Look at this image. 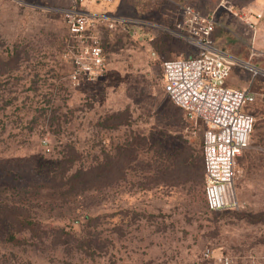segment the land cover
<instances>
[{
  "label": "rangeland",
  "instance_id": "1",
  "mask_svg": "<svg viewBox=\"0 0 264 264\" xmlns=\"http://www.w3.org/2000/svg\"><path fill=\"white\" fill-rule=\"evenodd\" d=\"M96 4L88 11L138 24L101 27L106 71L77 83L74 43L51 10L69 0H0V264H264L262 80L242 66L229 77L255 93L234 181L246 208L212 213L196 185L205 126L164 93L162 68L189 51L166 30L185 4L215 15L222 49L264 69V0Z\"/></svg>",
  "mask_w": 264,
  "mask_h": 264
},
{
  "label": "built area",
  "instance_id": "2",
  "mask_svg": "<svg viewBox=\"0 0 264 264\" xmlns=\"http://www.w3.org/2000/svg\"><path fill=\"white\" fill-rule=\"evenodd\" d=\"M114 0H99L108 5ZM86 0H69V5L54 8L68 27L73 41L71 58L74 82H92L106 71L105 53L99 29L116 26L127 30L138 22L108 17L89 12ZM177 16L167 32L185 44L189 52L163 62V90L167 97L194 123L204 124L203 164L204 197L212 212L239 211L245 205L238 197L234 181L237 161L247 148L254 127V117L245 106L255 101L250 89H240L228 84L235 67H245L252 72V80L260 78L264 85V69L252 66L229 54L215 41L217 26L215 15L202 14L190 5H178ZM261 18V15H257ZM255 23H249L253 28ZM204 257L213 259L207 249ZM222 264H233L230 255L219 257Z\"/></svg>",
  "mask_w": 264,
  "mask_h": 264
},
{
  "label": "trees",
  "instance_id": "3",
  "mask_svg": "<svg viewBox=\"0 0 264 264\" xmlns=\"http://www.w3.org/2000/svg\"><path fill=\"white\" fill-rule=\"evenodd\" d=\"M187 47V46H186ZM188 48V47H187ZM189 50V49H188ZM189 52V51H188ZM187 53H185V54H181V55H186ZM180 55V56H181ZM177 57H179V56H177ZM170 60V59H169ZM264 86V85H263ZM171 101V100H170ZM172 102V101H171ZM173 103V102H172ZM174 104V103H173ZM175 105V104H174ZM176 106V105H175ZM177 107V106H176ZM120 114V112H118V113H116L115 115H112V117H114V116H120L119 115ZM119 125L120 126H122V125H124V123L123 122H121L120 121V123H119ZM67 159H65V158H62L61 160H59V162L57 163V165H56V167H55V170L53 171V172H55L54 174H53V180L55 181V179H57V176H56V170L57 169H59L60 167H64L65 168V163H67ZM196 169H197V180H198V182H197V186H200V185H202V187H203V194H204V182H205V179H204V164H203V144H202V150H201V156H199L198 158H197V160H196ZM88 170H85V171H80L79 173H80V175H83V173L85 174V175H88ZM78 173V174H79ZM71 177H75V176H71ZM70 177V178H71ZM67 179H68V177H66V176H63V177H61L60 178V182L62 183L61 185H66L67 184ZM65 181V182H64ZM245 206L241 209V210H239V211H242V210H245ZM207 210H208V208H207ZM208 211H210V210H208ZM239 211H227V212H239ZM210 212H212V211H210ZM212 213H214V212H212Z\"/></svg>",
  "mask_w": 264,
  "mask_h": 264
},
{
  "label": "crops",
  "instance_id": "4",
  "mask_svg": "<svg viewBox=\"0 0 264 264\" xmlns=\"http://www.w3.org/2000/svg\"><path fill=\"white\" fill-rule=\"evenodd\" d=\"M99 0H86L85 8L88 10H96V3H98ZM98 6V5H97ZM115 8V7H114ZM261 15V14H259ZM262 18V15H261Z\"/></svg>",
  "mask_w": 264,
  "mask_h": 264
}]
</instances>
